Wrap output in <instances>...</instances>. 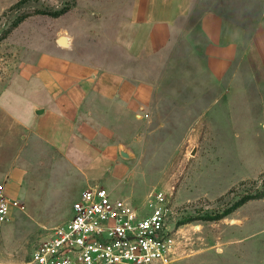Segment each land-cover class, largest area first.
Wrapping results in <instances>:
<instances>
[{
    "label": "rangeland",
    "instance_id": "374dc122",
    "mask_svg": "<svg viewBox=\"0 0 264 264\" xmlns=\"http://www.w3.org/2000/svg\"><path fill=\"white\" fill-rule=\"evenodd\" d=\"M133 1L0 0V85L44 53L94 67L97 104L82 120L100 151H60L34 135L0 146V184L21 176L16 196L7 188L20 205L0 226V264H28L97 186L143 211L165 195L178 232L167 264H264V1L200 0L158 50L143 46ZM209 14L217 19L206 31Z\"/></svg>",
    "mask_w": 264,
    "mask_h": 264
},
{
    "label": "crops",
    "instance_id": "0c3cea01",
    "mask_svg": "<svg viewBox=\"0 0 264 264\" xmlns=\"http://www.w3.org/2000/svg\"><path fill=\"white\" fill-rule=\"evenodd\" d=\"M198 1L134 0L133 21L144 33L143 46L155 50L167 46L172 29L193 18ZM215 19L207 15L203 28L206 31L213 28ZM258 30L263 33L264 20ZM134 50L142 48L136 43ZM96 73L94 67L69 56L44 53L37 57L35 65L25 67L19 79H13L15 84L12 87L10 82L1 84L0 146L13 148L18 146L22 137L34 135L60 151L75 146L99 157L100 151L90 144L96 129L82 120L84 114L93 116L97 104L94 91ZM42 110L43 114L38 115L37 112ZM20 177L18 171L13 172L11 184H6L9 195H17ZM6 179L0 174V183Z\"/></svg>",
    "mask_w": 264,
    "mask_h": 264
},
{
    "label": "built area",
    "instance_id": "2783aa9c",
    "mask_svg": "<svg viewBox=\"0 0 264 264\" xmlns=\"http://www.w3.org/2000/svg\"><path fill=\"white\" fill-rule=\"evenodd\" d=\"M19 205L0 184V226ZM168 219L163 193L143 211L104 187H90L74 202L70 219L34 249L28 264H167L178 234Z\"/></svg>",
    "mask_w": 264,
    "mask_h": 264
},
{
    "label": "trees",
    "instance_id": "16d2710c",
    "mask_svg": "<svg viewBox=\"0 0 264 264\" xmlns=\"http://www.w3.org/2000/svg\"><path fill=\"white\" fill-rule=\"evenodd\" d=\"M68 9H65L63 10L62 12L60 13H55L54 16H59V15H62L64 13L67 12ZM26 18V17H25ZM23 18H20L16 23L13 24V28L17 27L20 22H22L24 19ZM257 199V196L256 195H250V196H246L244 198H242L240 201H238L234 206H232L230 209L226 210L223 214H220V215H216L214 217H206L204 220L206 221H218V220H221L223 219L224 217L232 214L234 211H236L238 208L244 206L245 204H247L248 202L250 201H253V200H256Z\"/></svg>",
    "mask_w": 264,
    "mask_h": 264
},
{
    "label": "water",
    "instance_id": "95a60500",
    "mask_svg": "<svg viewBox=\"0 0 264 264\" xmlns=\"http://www.w3.org/2000/svg\"><path fill=\"white\" fill-rule=\"evenodd\" d=\"M69 41L70 39L67 36H61L58 38L57 43L61 47H70ZM43 112H44L43 110L40 112L38 111L37 114L41 115L43 114ZM120 154L122 157L126 159H131L133 157V154L128 149H126L124 146L120 147Z\"/></svg>",
    "mask_w": 264,
    "mask_h": 264
}]
</instances>
